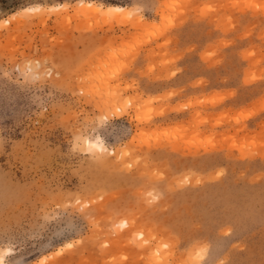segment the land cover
Returning a JSON list of instances; mask_svg holds the SVG:
<instances>
[{"label":"rangeland","instance_id":"1","mask_svg":"<svg viewBox=\"0 0 264 264\" xmlns=\"http://www.w3.org/2000/svg\"><path fill=\"white\" fill-rule=\"evenodd\" d=\"M0 254L264 264V0H0Z\"/></svg>","mask_w":264,"mask_h":264},{"label":"bare ground","instance_id":"2","mask_svg":"<svg viewBox=\"0 0 264 264\" xmlns=\"http://www.w3.org/2000/svg\"><path fill=\"white\" fill-rule=\"evenodd\" d=\"M86 6V5H85ZM95 5L94 4H92V3H88V7H94ZM88 9V8H87ZM86 9V10H87ZM34 11H37L38 10V8L37 9H33ZM32 10V11H33ZM58 10V9H57ZM89 10H91V9H89ZM91 11H93V9L91 10ZM94 12H95V14L97 13V14H99V13H103L105 16H110L111 18H115V17H119V16H123V14H126V15H130L131 14V12H132V9H128V8H125V7H121V6H109V7H106V8H104L102 5H96L95 6V10H94ZM93 12V13H94ZM84 13H85V11H84ZM91 13V12H90ZM86 14H87V12H86ZM118 19V18H117ZM109 112V111H108ZM109 118V117H108ZM107 118V119H108ZM105 121V120H104ZM89 138V137H88ZM85 139L84 140V142H83V145H84V147H87L88 148V150L90 151V152H93V153H104L105 152V144H104V142L102 141V139L101 138H97L96 140H90V139ZM193 144V143H192ZM186 147V146H185ZM184 147V148H185ZM189 148V147H188ZM109 150V149H108ZM108 150L106 151L107 153H108ZM111 150V149H110ZM210 150V149H209ZM113 152H115V150H113ZM115 154H116V152H115ZM241 156V155H240ZM244 156V155H243ZM250 156V155H249ZM190 182H192V181H190ZM0 264H8V263H6V261H5V255H2V254H0Z\"/></svg>","mask_w":264,"mask_h":264},{"label":"crops","instance_id":"3","mask_svg":"<svg viewBox=\"0 0 264 264\" xmlns=\"http://www.w3.org/2000/svg\"><path fill=\"white\" fill-rule=\"evenodd\" d=\"M163 85H166V87H167V89L168 88H174V87H179V86H182V83H178L177 81H174V80H172V81H170V83L168 82V83H163ZM223 89H226L224 86H221V87H219V88H217V90H223ZM191 91H195V92H201V91H204V88H198V89H192ZM177 102V99L176 100H174V102H173V104H175Z\"/></svg>","mask_w":264,"mask_h":264}]
</instances>
